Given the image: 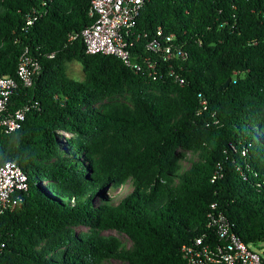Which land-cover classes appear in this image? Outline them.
<instances>
[{"label":"trees","instance_id":"obj_1","mask_svg":"<svg viewBox=\"0 0 264 264\" xmlns=\"http://www.w3.org/2000/svg\"><path fill=\"white\" fill-rule=\"evenodd\" d=\"M90 2L0 0V76H16L24 49L40 66L10 98L11 112L28 107L21 127H0V165L28 182L0 215V264H186L182 246L218 213L263 244L264 0H145L131 49L143 71L86 54ZM158 30L184 60L145 48ZM128 183L117 203L105 196Z\"/></svg>","mask_w":264,"mask_h":264},{"label":"built area","instance_id":"obj_2","mask_svg":"<svg viewBox=\"0 0 264 264\" xmlns=\"http://www.w3.org/2000/svg\"><path fill=\"white\" fill-rule=\"evenodd\" d=\"M144 2L145 0H91L90 15L94 20L81 33L86 54L113 55L127 67L143 71L141 65L132 59L131 49L140 38L134 28ZM156 38L158 41L153 39L144 46L152 53H161L164 62L186 58V53L180 47L170 44L172 35H164L158 30ZM146 65V72L154 69L153 64ZM39 70V64L24 49L18 61L16 76H0V127L4 133L17 131L25 120L28 107L23 106L11 112L10 98L18 84L30 87ZM150 74L157 76L154 71ZM27 190V176L17 164L5 162L0 165V215L13 210L19 199L18 193ZM211 208L216 207L212 204ZM208 217L207 228L211 230V235L197 236L193 243L181 248L186 264H264V243H244L231 230L221 213L210 214ZM257 245L262 248L251 249ZM3 247L4 243L0 242V251Z\"/></svg>","mask_w":264,"mask_h":264},{"label":"rangeland","instance_id":"obj_3","mask_svg":"<svg viewBox=\"0 0 264 264\" xmlns=\"http://www.w3.org/2000/svg\"><path fill=\"white\" fill-rule=\"evenodd\" d=\"M67 75L68 77L77 80V81H81L83 79V72H82V68L81 65L75 61L70 62L67 64ZM67 136V134L65 133H61L60 137L63 140V137L65 138ZM234 150V149H233ZM189 163L184 162L183 163V167L188 168L189 167ZM132 191V185L131 183H128L127 185L118 188L117 190H108L105 191V196H107L109 199L113 200L114 203H117L122 197H124L125 195L129 194ZM99 196L96 197V200H98ZM77 233H81V232H87L88 229L87 227H77L76 228ZM104 235L106 236H115L117 238L120 239V241L122 243H124L127 247L130 246V241L128 240V238L124 235L121 234L117 231L114 230H108V231H104L103 232ZM262 248L260 245H257L256 247H251L252 250L255 249H260ZM104 264H126L124 262H121L119 260H115V259H111L109 261H106Z\"/></svg>","mask_w":264,"mask_h":264},{"label":"water","instance_id":"obj_4","mask_svg":"<svg viewBox=\"0 0 264 264\" xmlns=\"http://www.w3.org/2000/svg\"><path fill=\"white\" fill-rule=\"evenodd\" d=\"M229 82H230V79H228V81L222 87H220L219 90L222 89V88L227 87V85L229 84Z\"/></svg>","mask_w":264,"mask_h":264}]
</instances>
